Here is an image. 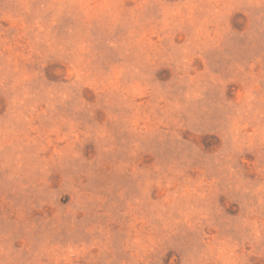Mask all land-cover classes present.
<instances>
[{
	"label": "rangeland",
	"instance_id": "obj_1",
	"mask_svg": "<svg viewBox=\"0 0 264 264\" xmlns=\"http://www.w3.org/2000/svg\"><path fill=\"white\" fill-rule=\"evenodd\" d=\"M0 264H264V0H0Z\"/></svg>",
	"mask_w": 264,
	"mask_h": 264
}]
</instances>
